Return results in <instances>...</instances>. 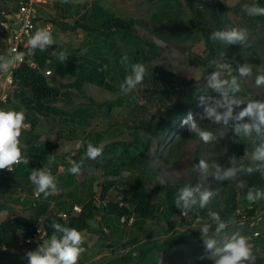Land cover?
Wrapping results in <instances>:
<instances>
[{
    "label": "rangeland",
    "instance_id": "rangeland-1",
    "mask_svg": "<svg viewBox=\"0 0 264 264\" xmlns=\"http://www.w3.org/2000/svg\"><path fill=\"white\" fill-rule=\"evenodd\" d=\"M22 0H0V10L5 15V19L0 21V56H8V37L12 25L15 23V14L19 11ZM45 3L38 9V22L41 29H46L52 36L53 42L44 46V51L49 57L48 63L61 61L57 55L64 51L65 59L62 62L76 63L85 56H93L103 43L99 44L95 40L87 37L83 32L64 31L57 24L72 25L75 20H87L93 13L96 6L102 7L106 11L119 17H133L149 21L156 11L164 13L165 20L159 27L144 28L138 27L136 32L129 35L117 34L111 40L116 46L117 55L131 58L139 55V62L145 67L143 80L133 86L129 91H121L120 84L116 85L121 93L101 90L100 88L86 84L83 87V95H80L74 88L75 78H70L52 71L51 82L62 92L70 96V100L59 101L54 107L62 111L63 117L72 114L79 108H87L82 119L74 121H63L59 115L50 116L44 119L31 132L30 127H23L25 133L19 137L20 147L34 149L45 145V136L61 135L63 139L59 142V148L53 151L46 160L40 161L36 169L27 170L23 163L15 171L8 172L0 169V179L9 178L13 182L12 191L5 195H0V223L12 216H34L41 210L42 201L33 194L34 185L30 182L29 176L34 170H47L54 178L57 191L50 195L48 200L47 213L41 217L43 220L49 214H65L70 207H79L87 202L92 195L100 197L103 192L102 185L111 178L104 174V170L116 168L121 162L128 161L121 155L122 148H113L115 143H147L148 136L135 129L129 128L132 122L145 118L157 116L163 110L166 103L163 99L153 96L149 86L153 80L155 67H162L171 70L182 77L201 80L208 86V79L211 74L219 73L220 78L227 80L233 75L226 59H218L209 51L207 39L199 32L192 30L185 47L174 37L177 26H188L190 10L186 5V0H44ZM224 2L228 0H223ZM70 2V3H69ZM258 5L257 0H239L234 6H229L230 18L238 26L239 30L247 32L246 39H254L257 35L264 38V25L251 24L243 17L245 6ZM7 24H3L4 21ZM188 33V32H187ZM214 31H211V35ZM223 53L220 57L239 58L243 56L241 48L234 45H227L219 41ZM41 51V50H39ZM222 51V50H221ZM52 60V62H51ZM51 62V63H50ZM47 72V71H45ZM264 74L263 67H253L250 70L246 90L248 95L234 96L228 101L211 103L206 101L204 106L195 115L191 114L192 122L205 123L209 118L206 109L215 108L219 113L232 109L233 117L238 115L248 103L253 101H264V85L257 86L255 78ZM46 75V73H45ZM113 85V83H111ZM2 85V84H1ZM214 99L222 95L209 88ZM3 92V91H2ZM0 92V96H1ZM9 99L4 105L5 111L22 112L19 97ZM90 98L94 99L96 106H92ZM112 105V108H110ZM90 107L91 110H88ZM110 108V110H108ZM188 115L181 118L173 129L162 139L154 143L151 153L145 154V162L151 169L155 170L159 176L155 180H148L154 190V197L160 198V189L167 182H174L182 177H189L192 170V161L197 160L195 170V183L199 189L211 191L216 185L210 178L207 169V153L205 151L207 142L201 139L191 140L184 149V157L179 164L167 165L161 160V155L167 152L171 145L178 139L183 131L190 128V125L183 124ZM67 119H70L68 117ZM251 124L248 118H245ZM211 121L212 126L218 123ZM250 130V129H249ZM226 136L219 134L216 144L221 149L227 148ZM209 142V141H208ZM91 143L102 148L101 154L90 159L82 150L87 149ZM140 150H131L134 161L141 156ZM82 161L81 165L79 162ZM201 161L204 167H200ZM77 162V163H76ZM73 163L80 165L77 174L69 173L68 169ZM125 179L118 183V190L125 189L127 194L131 193L133 187V177L127 172L123 174ZM113 179V178H112ZM31 191V192H29ZM118 191L111 194L117 197ZM124 196V195H122ZM37 197V198H36ZM120 199V198H119ZM46 201V199H45ZM263 208L257 212L254 220L244 221L233 219L231 221H221L220 219L211 222L200 215L181 213L176 216L178 225L172 231L168 230L170 221L166 219L149 221L144 226L142 233L137 234L133 228L134 220L128 224L121 219L113 218L116 225L113 230L105 226V234L82 232V242L77 264H160V257L165 258L164 243L173 238L183 243L177 247L172 260L175 264H195L196 260L205 259L219 255L220 250L231 242L234 237H248V246L251 255L258 254L264 257V199L260 201ZM106 221L97 219L96 223L104 225ZM223 222L225 227L217 231L219 224ZM206 228L207 231H203ZM138 243L133 244L135 236ZM214 242L212 248L207 247V241ZM48 239H40L36 243H26L22 236H17L16 241L8 248L0 251V264H28L27 254L37 252L41 248L48 246ZM133 250V248H135ZM132 259L124 261L125 258Z\"/></svg>",
    "mask_w": 264,
    "mask_h": 264
},
{
    "label": "trees",
    "instance_id": "trees-1",
    "mask_svg": "<svg viewBox=\"0 0 264 264\" xmlns=\"http://www.w3.org/2000/svg\"><path fill=\"white\" fill-rule=\"evenodd\" d=\"M228 1L227 3L223 0H186V5L191 14L188 26H177V23L174 37L185 47L187 40L190 39V32L195 30L207 39L209 51L213 53V56H218L220 60L226 59L233 72V75H230L227 80L230 81L235 78L240 86L238 93L234 95L229 93L230 99L234 96L246 97L248 95L246 85L250 78L248 75L241 77L238 72L239 67L247 65L250 70L253 67L264 68V38L257 35L254 39H245L243 43L235 44L243 51V56L239 58L220 57L224 51L221 49L219 40L212 39L211 31L238 29V26L230 18L229 6H234L239 0ZM257 4L264 7V0H257ZM165 15L160 11H156L151 19L147 21L133 17H119L102 7L96 6L93 13L85 21L75 20L72 25L57 24L64 31L83 32L87 37L103 44L101 49L93 56L81 57L76 63L52 62L51 60L52 63L49 64L46 51H39V48L31 50L30 54L26 55L27 62L35 63L37 68H32L29 63H25L14 71L16 90L12 97L20 98L19 102L25 117L24 125L30 127L31 132H33L42 120L56 115L61 116L63 121L76 122V119L83 118L87 110V108L77 109L72 114L67 115V118L70 117V119L60 115L63 114L62 111L55 108L54 104L65 100V98L67 100L71 98L66 92H62L53 85L51 78L45 75V71H50V68L67 77L75 78L73 86L80 95L84 94L83 87L86 84L94 85L101 90L121 93L116 83L121 84L126 76L132 75V65L139 62V55L129 58L127 64L122 63L123 56L117 55L116 46L111 39L117 34H132L140 26L144 28L159 27L165 20ZM4 17V13L0 10V21H3ZM243 17L253 25H264V16H250L243 10ZM149 89L153 96L166 101L163 110L157 113L156 118L151 116V118L141 119L137 122L133 121L132 125H127L131 129L144 132L148 136L147 143L112 144L111 147L113 148H122L121 155L124 159L129 160L121 162L114 169L109 170L107 168L104 170V174L111 179L102 185L103 192L101 196L96 198L95 195H92L87 202L81 204L80 212L75 211L76 206L70 207L65 213L66 218L61 214H49L42 220L41 217L47 213L50 195L45 198L43 194H40L39 196L44 200L39 201L38 204L42 208L34 216H12L0 223V251L13 245L19 235L24 238L26 243L27 241L33 244L39 242L40 240L35 237L38 230L44 233L42 239L51 240L53 236L58 240L61 239L63 233L52 227L54 223L59 224L62 228H75L80 233L91 232L102 236L106 233L105 226L110 231H114L116 225L111 220L113 218L118 219V221L124 219L127 224L133 219V228L137 234L142 233L147 222L162 219L170 221L168 230L172 231L178 225L175 217L181 213L200 215L211 222L217 221L212 219L211 213H217L220 220L225 222L233 219L244 221V217L248 220L256 218L257 212L263 209L260 206V201L263 199L249 202L246 195L250 189L264 190V161H258L254 158L256 149L264 145V133L258 134L251 128L246 133L243 124L247 123L248 120L245 119L242 121L230 119L227 125L220 122L217 126L211 125L210 118L205 123H195L200 131L211 132L214 137L207 142L205 151L207 153V169L210 175L208 180L213 181L212 183L216 185V188L211 191L205 190L211 192L212 196L204 208L201 209L198 203L200 193L205 191L199 189L195 183V170L198 160L196 158L192 161V170L189 177L167 182L160 189L162 197H154V190L148 180H155L159 174L143 160L144 155L151 153L154 143L164 138L181 118L189 114L195 115L206 101L217 103L226 100L223 96L214 99L205 82L182 77L162 67H155ZM10 100H8V103ZM89 100L93 104L92 106H96L94 99L90 98ZM110 108H112V105H110ZM88 110H91L90 107ZM237 128H239V132L236 131ZM24 133L25 131L21 130V135ZM219 134L226 136L225 141L228 146L225 149H221L216 144L215 138ZM177 138L170 149L161 155L162 162L170 166L179 164L182 161L184 149L191 140H200L198 132L190 131V128L183 131ZM44 139L45 145L42 147L39 146L34 149L20 147L21 158L24 160L23 163L26 164L27 170L36 169V165L40 161H44L48 156H51L53 151L59 148V142L63 137L57 134L45 136ZM131 150H140L139 154L141 156L135 161L134 157L131 156ZM82 153L85 154L86 150H82ZM79 163L83 165L82 161ZM248 167L258 170L249 174L245 171ZM228 168L236 169L235 176L226 180L220 179L219 177L222 176L223 171ZM126 172L133 177V187L129 195L125 189L118 190V183L125 179L123 174ZM12 186L13 182L9 178L0 179V195H5L8 192L14 193ZM183 187L192 189L194 197L197 199V204L189 210L175 206V198ZM197 189L198 191H196ZM112 191H118L117 197L111 194ZM253 195H255V192H253ZM39 196L37 197L39 198ZM98 218L101 221H106L105 224L96 223ZM137 240L136 235L133 244H137ZM182 244L179 240L173 238L167 240L163 249L165 258L160 257V264H175L172 256L176 248ZM135 249L136 247L133 248V250ZM219 255L203 260L198 258L195 264H215V259H218ZM130 256L125 258L124 261L131 260L132 254ZM253 257L255 258L254 262L249 260L243 261L242 264H264V257L258 254L253 255Z\"/></svg>",
    "mask_w": 264,
    "mask_h": 264
},
{
    "label": "clouds",
    "instance_id": "clouds-1",
    "mask_svg": "<svg viewBox=\"0 0 264 264\" xmlns=\"http://www.w3.org/2000/svg\"><path fill=\"white\" fill-rule=\"evenodd\" d=\"M244 11L250 16H264V7L258 5L245 6ZM247 32L235 28L228 30L215 31L212 34V39L219 40L227 45H234L243 43L246 39ZM53 42L52 36L46 29L36 31L28 40L27 47L31 50L39 48L43 51L44 46L50 45ZM12 55L0 56V72H8L15 67L16 63L22 59L23 54H17L15 49L11 50ZM66 53L61 51L57 57L64 61ZM122 63H128V57L122 58ZM241 77L250 74V68L243 65L238 69ZM145 75V67L143 64L132 65V75L126 76L123 83L120 84L121 91H129L134 85L139 84ZM257 86L264 85V74L257 75L255 78ZM208 87L215 92L220 93L226 101L229 100V93L233 95L240 91V86L235 78L224 80L220 78L219 73H213L208 79ZM206 113L208 118L216 123L223 122L227 125L230 119L244 120L248 118L251 124H243V129L247 133L249 129H254L256 133H264V101H253L233 117L231 107L223 113H219L215 108H207ZM23 112L17 111H3L0 110V169L9 168L17 163L21 158L20 140L21 128L24 125ZM183 124L190 125V131L198 132L199 138L202 141L208 142L214 137L211 132L200 131L197 125L192 122L191 114L183 121ZM239 132V128L236 129ZM102 148L94 146L89 143L87 145L86 153L90 159H95L101 154ZM254 158L258 161H264V145L256 149ZM200 167H204V162L201 161ZM258 169L248 167L245 171L251 174ZM69 173L77 174L80 171V165L73 163V166L68 169ZM236 174V169L228 168L223 171L220 179H229ZM30 182L34 185V193L39 196L43 194L45 198L57 191L55 178L47 170H34L29 176ZM198 191V189L196 190ZM255 192V195H253ZM212 196L211 192H201L198 198L199 207L202 209L208 203ZM249 202H255L258 199H264V190L250 189L246 195ZM197 204V199L194 197L193 190L188 187H183L179 190L178 196L175 198V206L184 210L191 209ZM213 220H219L217 213H211ZM53 228L62 232L61 239L55 236L48 242L46 248H41L37 252H30L27 254L28 264H77L78 257L83 249L80 247L82 242L81 233L75 228H62L59 224H53ZM225 227L221 222L217 231ZM203 231H207L206 228ZM207 247L212 248L214 242L208 240ZM253 261L255 258L251 255L248 246V237L239 236L234 237L231 242L227 243L223 249L220 250L218 259H215V264H242L243 261Z\"/></svg>",
    "mask_w": 264,
    "mask_h": 264
},
{
    "label": "built area",
    "instance_id": "built-area-1",
    "mask_svg": "<svg viewBox=\"0 0 264 264\" xmlns=\"http://www.w3.org/2000/svg\"><path fill=\"white\" fill-rule=\"evenodd\" d=\"M44 0H22L20 2L19 11L15 14V23L13 29L10 30L8 37V55H12V49L16 50L17 54H23L22 59L18 61L14 68L8 72H0V110L5 111L3 104H8V100L11 95L16 90V85L14 82V71L19 69L23 64L29 63L32 68H37V65L33 62H27L26 55L30 54L31 49L27 47V40L38 30L40 24L37 21L38 18V9L44 5ZM3 24H7L5 20ZM46 75H51L52 71L45 72ZM2 84V85H1ZM3 91V92H2ZM26 127L25 125L22 126ZM24 162L22 158L18 160L17 163L13 164L9 168H5L6 171L12 172L18 165H21ZM76 212H80L81 208L75 207ZM66 218V214L62 215ZM44 233L41 230L37 231L35 235L37 240L43 238ZM26 242V241H25ZM27 243H30L27 241Z\"/></svg>",
    "mask_w": 264,
    "mask_h": 264
}]
</instances>
